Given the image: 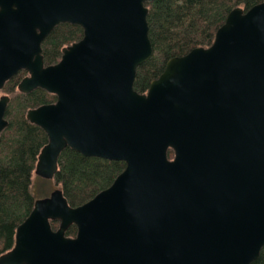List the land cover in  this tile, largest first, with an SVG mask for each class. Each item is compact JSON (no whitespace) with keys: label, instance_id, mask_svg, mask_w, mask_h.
Here are the masks:
<instances>
[{"label":"water","instance_id":"obj_1","mask_svg":"<svg viewBox=\"0 0 264 264\" xmlns=\"http://www.w3.org/2000/svg\"><path fill=\"white\" fill-rule=\"evenodd\" d=\"M153 0H0V90L42 89L26 112L47 135L34 174L53 180L61 153L122 161L112 184L71 207L36 199L0 264H251L264 247V2L232 9L210 46L167 61L146 93ZM82 38L44 66L59 24ZM9 96L0 97V138ZM173 153L172 158L168 153ZM51 222H57L55 230ZM74 225V237L66 231Z\"/></svg>","mask_w":264,"mask_h":264},{"label":"trees","instance_id":"obj_2","mask_svg":"<svg viewBox=\"0 0 264 264\" xmlns=\"http://www.w3.org/2000/svg\"><path fill=\"white\" fill-rule=\"evenodd\" d=\"M264 0H153L147 3L148 36L153 54L141 64L135 75L133 88L146 93L150 83L164 71L168 60L181 57L197 47L212 44L216 30L235 7L248 10ZM78 25L62 23L56 26L41 44L45 65L57 63L62 49L82 38ZM20 73L5 83L11 94L6 110L8 126L0 138V255L14 244L17 226L31 212L37 196L31 192L32 176L37 157L47 143V135L26 119V111L56 101V96L43 90L20 94L15 90ZM173 153L169 151L168 157ZM122 161L86 157L66 148L58 159L53 182L62 190L71 207H77L108 188L124 170ZM57 222H51L55 230ZM72 225L66 236L74 237ZM251 264H264V247Z\"/></svg>","mask_w":264,"mask_h":264},{"label":"rangeland","instance_id":"obj_3","mask_svg":"<svg viewBox=\"0 0 264 264\" xmlns=\"http://www.w3.org/2000/svg\"><path fill=\"white\" fill-rule=\"evenodd\" d=\"M20 79L21 77L19 78L18 83ZM5 89L6 87L0 90V97L3 95H8L11 98V94L5 91ZM56 188L57 186H55L53 180H45L33 174L31 192L34 193L35 196H37V199L48 197L49 194Z\"/></svg>","mask_w":264,"mask_h":264},{"label":"flooded vegetation","instance_id":"obj_4","mask_svg":"<svg viewBox=\"0 0 264 264\" xmlns=\"http://www.w3.org/2000/svg\"><path fill=\"white\" fill-rule=\"evenodd\" d=\"M43 63H44V62H43ZM44 66H49V65H45V64H44ZM18 73H20V77H21L20 81H21L24 77L28 76V73H27L26 71H23V70L20 71V72H18ZM18 73H17V74H18ZM17 74H16V75H17ZM20 81H19V82H20ZM7 82H8V81H7ZM18 84H19V83H17V85H18ZM17 85L15 86V89H16V91H17L18 93H20V92L18 91V89H17ZM3 88H4V87H3ZM35 90H39V89H35ZM35 90H33V91H35ZM40 90H42V89H40ZM33 91H31V92H33ZM43 91H44V90H43ZM31 92H29V93H31ZM29 93H20V94H24V95H26V94H29ZM47 93H48V92H47ZM50 94H51V93H50ZM51 95H53V94H51ZM7 96H8V95H7ZM9 98H10V96H9ZM9 102H10V101H9ZM53 103H54V102H53ZM8 104H9V103H8ZM50 104H51V103H50ZM7 107H8V106H7ZM36 108H37V107H36ZM32 109H34V108H32ZM6 110H7V109H6ZM28 110H30V109H28ZM28 110H27V111H28ZM27 111H26V112H27ZM5 115H6V113H5ZM5 118H6V117H5Z\"/></svg>","mask_w":264,"mask_h":264}]
</instances>
